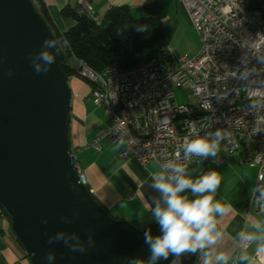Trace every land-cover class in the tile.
<instances>
[{"label": "built area", "instance_id": "built-area-1", "mask_svg": "<svg viewBox=\"0 0 264 264\" xmlns=\"http://www.w3.org/2000/svg\"><path fill=\"white\" fill-rule=\"evenodd\" d=\"M179 1L201 41L197 56H178L165 43L126 72L117 67L96 72L75 59L76 77L92 85L93 102L109 120L105 135L119 145L122 160L158 167L173 161L189 169L203 157L184 159L186 139L220 130L219 150L238 156L240 166L258 170L247 214L256 213L264 224V18L251 8L254 0ZM77 2L83 16L102 23L92 0ZM176 90L191 92L197 103L179 104ZM198 112L203 114L191 116ZM73 158L80 183L87 187L74 153ZM212 161L222 163L218 154ZM252 243L243 249L239 241L238 251L246 252ZM200 256L191 254L195 261Z\"/></svg>", "mask_w": 264, "mask_h": 264}, {"label": "water", "instance_id": "water-1", "mask_svg": "<svg viewBox=\"0 0 264 264\" xmlns=\"http://www.w3.org/2000/svg\"><path fill=\"white\" fill-rule=\"evenodd\" d=\"M46 39L59 43L60 53L47 73H37ZM66 60L34 0H0V204L31 264H47L49 252L54 264H144L145 231L114 218L80 183ZM180 264L195 262L185 255Z\"/></svg>", "mask_w": 264, "mask_h": 264}, {"label": "crops", "instance_id": "crops-1", "mask_svg": "<svg viewBox=\"0 0 264 264\" xmlns=\"http://www.w3.org/2000/svg\"><path fill=\"white\" fill-rule=\"evenodd\" d=\"M37 1L48 13L56 30L61 33L76 24L74 14H81L77 0ZM156 3L161 4L166 13V42L177 53L173 46L175 37L186 35L194 28L181 1L92 0L96 15L102 19L110 10L122 7L128 8L134 18L141 19L147 16L146 8ZM186 56L192 57L189 54ZM69 84L72 91L70 143L87 178V188L114 218L131 221L142 230L156 225L151 220L150 210L160 194L152 189L150 184L151 176L158 166H142L135 158L122 160L121 148L105 135L109 120L104 108L96 106L93 102L92 85L76 76L69 79ZM96 143L99 149L95 147ZM217 154L222 159L221 164H215L211 157L203 158L188 169L197 175L214 170L220 176L221 184L214 194V200L219 201L225 211L215 216L216 228L221 238L214 247L217 252L229 255L230 261L236 259L242 264H264L262 254L256 253L255 242L246 252L238 251L239 233L254 232V225L257 224L264 230L260 216L256 213L247 214L258 170L240 166L238 156L227 155L219 149ZM201 260L200 256L195 264H201ZM0 264H31L30 256L13 233L10 217L2 212L1 207Z\"/></svg>", "mask_w": 264, "mask_h": 264}, {"label": "clouds", "instance_id": "clouds-1", "mask_svg": "<svg viewBox=\"0 0 264 264\" xmlns=\"http://www.w3.org/2000/svg\"><path fill=\"white\" fill-rule=\"evenodd\" d=\"M137 31L144 32L147 29L140 25ZM67 45L68 41L65 40L64 46ZM44 47L48 50L42 51L38 59L45 67L41 68L39 63L34 62L37 73H47L60 53L59 43L52 40L46 39ZM11 74L9 71V75ZM223 138L220 130L205 135L195 134L194 138L186 139L183 144L184 159L215 158ZM151 181L150 187L160 194L150 210L151 220L158 225V231L155 234L151 231L145 234L148 255L143 258L144 264H163L170 257L171 264H180V258L186 254L197 253L202 257L201 264H230L229 255L217 252L214 247L221 238L216 228L215 216L225 211L222 204L214 200V194L221 184L219 174L209 170L197 175L190 172L183 163L168 161L156 168ZM254 227V232L239 233V239L243 249L255 242L256 253L259 255L264 253V230L258 224ZM61 238L62 234H58L55 239ZM71 250L85 251L83 247L76 246ZM45 260L47 264H54L55 255L49 252ZM130 264H138V261L130 258Z\"/></svg>", "mask_w": 264, "mask_h": 264}, {"label": "trees", "instance_id": "trees-1", "mask_svg": "<svg viewBox=\"0 0 264 264\" xmlns=\"http://www.w3.org/2000/svg\"><path fill=\"white\" fill-rule=\"evenodd\" d=\"M34 3L66 53L67 60L62 64V69L69 78L76 76L77 72L70 65V59L83 61L96 72H102L108 67H117L120 71L126 72L138 67L144 57L167 43L166 13L159 3L148 6L147 16L141 19L134 18L126 7L110 10L101 24L82 14H74L76 24L63 33L56 30L40 3L37 0H34ZM251 8L259 11L264 18V0H254ZM140 25L147 31L138 32L137 27ZM65 40L68 41L67 47L64 46ZM0 207L2 212L9 216L1 204ZM144 231L155 234L158 226L150 225ZM186 256L191 258V254Z\"/></svg>", "mask_w": 264, "mask_h": 264}, {"label": "rangeland", "instance_id": "rangeland-1", "mask_svg": "<svg viewBox=\"0 0 264 264\" xmlns=\"http://www.w3.org/2000/svg\"><path fill=\"white\" fill-rule=\"evenodd\" d=\"M168 36V26H167V31H166V37ZM173 46L175 47L177 51L178 56H184L189 54L192 57H195L199 54L201 50V41L200 38L195 30V28L189 30L186 35H177L174 39V44ZM156 52L152 51L148 56L144 57L142 61L150 59ZM70 65L78 70L79 69V64L75 59H70L69 60ZM79 78V77H78ZM70 85V84H69ZM176 101L179 104L183 103H188L191 101L192 103H197V99L192 97L191 92H183L181 90H176Z\"/></svg>", "mask_w": 264, "mask_h": 264}]
</instances>
